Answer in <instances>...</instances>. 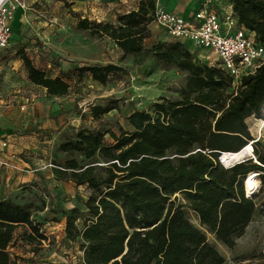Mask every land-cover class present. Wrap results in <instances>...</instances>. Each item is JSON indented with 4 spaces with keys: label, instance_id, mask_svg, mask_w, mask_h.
Returning <instances> with one entry per match:
<instances>
[{
    "label": "trees",
    "instance_id": "obj_1",
    "mask_svg": "<svg viewBox=\"0 0 264 264\" xmlns=\"http://www.w3.org/2000/svg\"><path fill=\"white\" fill-rule=\"evenodd\" d=\"M228 1L237 24L264 45V0ZM156 2L139 0L115 24L79 17L76 27L108 37L125 55H136L145 50ZM146 51L162 67L185 74L178 97L161 98L153 113L131 111L117 133L80 128L57 146L66 157L53 167L88 190L83 222L76 224L78 208L70 209L64 221V240L78 243L81 252L72 264H225L215 243L228 250L235 246L255 213L244 182L252 173L264 181V154L245 122L261 118L264 59L253 73L234 80L221 67L198 61L180 41H156ZM19 55L27 79L47 96L68 92L67 80L48 76L23 51ZM121 70L111 63L75 67L77 76L87 74L99 84ZM116 108L110 102L94 105L91 117L97 120ZM249 143L255 162H220L223 152ZM20 198L0 197V264H21L9 247L18 226L25 227L19 238L24 247L38 248L47 239L33 220L41 207Z\"/></svg>",
    "mask_w": 264,
    "mask_h": 264
},
{
    "label": "rangeland",
    "instance_id": "obj_2",
    "mask_svg": "<svg viewBox=\"0 0 264 264\" xmlns=\"http://www.w3.org/2000/svg\"><path fill=\"white\" fill-rule=\"evenodd\" d=\"M69 5L63 0L60 18H57L55 23L47 18L43 23L36 22L39 24L36 29H39L40 35L30 28V32L24 35L22 47L18 46L25 48L24 52L33 64L44 70L48 76H60L70 84L68 92L63 97L47 102L41 94L42 89L28 85L25 81L20 83L28 96L26 104L32 102L31 97L39 98L40 103H47L45 105L48 107L47 119L56 116L53 126L46 134L47 137L50 136L46 159L55 165L66 157L65 154L57 152L58 144L73 137L78 129H110L117 133L118 126L126 127L124 119L131 111L137 109L153 113L155 103L160 102L161 98H177L185 84L184 73L162 67L146 51L155 43L154 40L145 41L144 51L136 55H125L108 37H97L89 30L78 29L76 25L79 16ZM160 31L167 37L163 41H172L161 28ZM18 47L9 43L3 50L5 52L3 56L9 57L14 63L17 58L15 50ZM108 63L120 66L122 70L111 75L105 84L94 82L87 74L77 76L75 71V67L78 66ZM14 71L17 72V66L14 67ZM109 102L115 103L117 108L93 120L91 107L104 106ZM245 122L252 136L260 142L257 150L264 154V125L254 116L248 117ZM106 138L109 139L108 134ZM251 153L253 154L252 151ZM30 157L33 159L34 156ZM246 158H252V162L256 161L254 155ZM36 159L41 158L39 156ZM27 170L40 175L39 185L23 192L20 189L15 191L17 192L15 196L14 193L10 196L16 199L21 197L20 199L31 201L35 206L41 207L34 213L33 220L40 223L47 239L38 248L24 247L19 238L25 227L18 226L14 230L15 239L9 246L10 251L24 258L21 264H72L78 260L81 252L78 243L64 240L63 224L72 208H78L81 212L76 224L80 225L83 222L84 201L88 190L64 179L66 177L58 173L60 170L55 167L48 166L47 169L39 170L30 166ZM252 199L255 205L253 218L231 250L215 243L209 236V240L216 244L225 257V264H234L240 260L264 263V181L258 184ZM186 216L194 225H198L192 211L187 210Z\"/></svg>",
    "mask_w": 264,
    "mask_h": 264
},
{
    "label": "crops",
    "instance_id": "obj_3",
    "mask_svg": "<svg viewBox=\"0 0 264 264\" xmlns=\"http://www.w3.org/2000/svg\"><path fill=\"white\" fill-rule=\"evenodd\" d=\"M23 1L26 8H18L16 10L11 22V36L7 46L12 43L16 47L19 45L22 47V42L25 40L24 35L30 32V28L37 35H40L39 29H36L39 24H36V22L43 23V20L47 18V20L55 23L56 19L61 16L63 0ZM64 1L70 4L71 10L80 18L86 17L90 20L108 21L115 24L117 16L130 10H135L139 0ZM203 1L206 0H157V3L168 11L190 19L193 12ZM209 1L219 13L231 10L228 0ZM160 28L156 22L152 21L148 25L150 36L145 41L166 40L167 37L160 31ZM181 43L197 60L206 61L204 56L207 52L196 47L188 40L181 41ZM6 47L0 49V141L6 143L4 147H0V159L7 161L8 166H0V197H11L13 193L15 196L17 193L15 191H19L24 187L39 185L41 181L40 175L26 171L28 167L34 166L39 170L47 169L48 166L53 167L46 159L49 148L48 143L50 142V136L47 137L46 134L49 133L51 126H53L56 116L47 119L48 107L45 106L47 103H40L39 98L31 97L30 100L32 102L26 104L28 96L20 83L25 81L28 85L31 84L33 87L42 89L41 94L47 102L50 99L54 100L63 97H49L46 95L44 88L32 84L27 79L22 59L19 55V52L26 50L25 48H16L17 58L13 63L9 57L3 56L5 53L3 50ZM16 66L17 72L14 71ZM30 156H34L33 159ZM39 156L41 159L37 160L36 158ZM14 167L24 169L25 172L23 174L18 173L14 170ZM13 253L17 255L15 252ZM18 258L21 263L24 261L23 257L18 256Z\"/></svg>",
    "mask_w": 264,
    "mask_h": 264
},
{
    "label": "built area",
    "instance_id": "obj_4",
    "mask_svg": "<svg viewBox=\"0 0 264 264\" xmlns=\"http://www.w3.org/2000/svg\"><path fill=\"white\" fill-rule=\"evenodd\" d=\"M18 8H26L23 0H0V49L9 42L11 22ZM153 17L172 40H188L207 52L206 61H198L221 67L234 80L253 73L264 59V45L254 34L237 24L231 10L219 13L209 0L201 2L190 19L156 2ZM5 145L0 141V147ZM0 166H8V162L0 159ZM14 170L25 172L16 167Z\"/></svg>",
    "mask_w": 264,
    "mask_h": 264
},
{
    "label": "bare ground",
    "instance_id": "obj_5",
    "mask_svg": "<svg viewBox=\"0 0 264 264\" xmlns=\"http://www.w3.org/2000/svg\"><path fill=\"white\" fill-rule=\"evenodd\" d=\"M260 124L264 125V103L262 104L261 118L259 119ZM251 144L245 145L237 152H223L221 155V162L224 166H229L234 163L240 162L242 159L252 155ZM259 181L256 178L255 173L249 174L244 182V190L246 196H251L256 192Z\"/></svg>",
    "mask_w": 264,
    "mask_h": 264
},
{
    "label": "water",
    "instance_id": "obj_6",
    "mask_svg": "<svg viewBox=\"0 0 264 264\" xmlns=\"http://www.w3.org/2000/svg\"><path fill=\"white\" fill-rule=\"evenodd\" d=\"M262 110V109H261ZM220 160H221V156H220ZM222 163V162H221ZM255 193H253L251 196H249V197H252L253 195H254Z\"/></svg>",
    "mask_w": 264,
    "mask_h": 264
}]
</instances>
